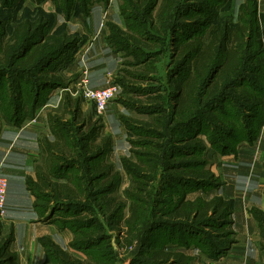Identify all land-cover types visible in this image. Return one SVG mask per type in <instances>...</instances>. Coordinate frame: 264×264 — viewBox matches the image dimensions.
I'll return each instance as SVG.
<instances>
[{
    "label": "trees",
    "instance_id": "1",
    "mask_svg": "<svg viewBox=\"0 0 264 264\" xmlns=\"http://www.w3.org/2000/svg\"><path fill=\"white\" fill-rule=\"evenodd\" d=\"M33 1L35 7L26 5L23 10L28 14H0V78H9L5 84L0 82V118L16 126L47 100L45 90L67 87L61 72L81 40L65 27L58 26L50 32L54 14L42 10L39 4L43 0ZM51 1L56 14L68 20L76 13L89 14L95 1L106 5L109 0ZM119 1L125 28L108 22L107 38L113 51L132 58V62H125L127 65L151 61L162 43L155 35L165 37L172 73L168 80L171 90L165 98L170 104L171 122L185 127L180 137L183 145L174 152L168 148L160 154L166 160L176 156V160H165L166 178L154 185L153 174L161 157L148 147L153 146L152 139L166 137L157 132L169 126L164 118L166 108L158 95L147 97L149 105H154L145 109L139 100L129 96L128 105L143 109L148 118L119 117L125 130L139 137L130 140L138 147L132 148L133 158L120 160L130 181V189L122 198L117 193L121 174L106 160L112 139L102 134L101 118L93 110H82L80 95L65 92L61 112L48 114L52 139H39L42 155L34 165L35 177L27 178L26 184L34 195L33 207L39 219L59 229H70L74 238L69 247L87 251L88 257L78 258L50 238L41 237L44 264H115L116 256L108 247L110 236L99 226L117 233L123 228L122 240L127 245L144 229L138 258L132 264H197L194 256L172 250L174 246L196 247L215 259L232 239V204L220 195L187 197L192 189L222 184L205 167L209 147L198 134L203 128L210 131L214 123L220 142L210 136L208 142L219 155L235 153L241 140L251 143L257 137L264 123V10H260L257 0H243L235 20L221 15L228 10L230 0ZM0 10L12 12L15 0H0ZM143 23L148 25L146 32L142 30ZM121 72L120 69L118 74ZM151 72L152 68L144 67L133 76L145 79ZM130 89L125 88V92ZM226 104L230 110L224 109ZM203 113L210 116L209 122ZM167 183L169 188H181L174 202L169 188L165 198H158ZM93 210L105 224L95 226L98 222L90 221L89 212ZM57 211H70L75 218L55 219ZM249 212L257 222L259 247L264 254V211L251 207ZM159 219L162 224L152 226ZM159 227L166 229L161 240L154 232ZM200 229L210 230L216 241L208 240L204 246L196 232ZM13 240V228L5 233L0 222V264H18V254L11 249ZM105 241L107 249L95 248ZM90 251L93 252L89 254Z\"/></svg>",
    "mask_w": 264,
    "mask_h": 264
},
{
    "label": "crops",
    "instance_id": "2",
    "mask_svg": "<svg viewBox=\"0 0 264 264\" xmlns=\"http://www.w3.org/2000/svg\"><path fill=\"white\" fill-rule=\"evenodd\" d=\"M242 1L230 0L229 11L222 13L235 15ZM49 2L51 4L46 10L54 14V25L64 23L69 33H77L81 38L70 63L62 72L63 77L70 76L66 78L67 81L70 80V85L85 77L87 86L92 89L108 86L121 67L120 52L113 51L107 38L108 22L125 28L119 10L120 1L109 0L106 5L95 1L89 14L76 13L68 20L56 14L52 1ZM25 3L30 5L32 2ZM43 3L46 2L41 3L42 7ZM261 3L259 7L263 11L264 5ZM61 90L60 87L53 89L47 95V100L36 107L33 115L27 117L20 125L2 122L0 127V166L7 181L4 202L6 216L2 222L13 225L14 240L11 249L18 254V264H44L45 253L39 243L41 237L50 238L62 248L72 239V233L68 229L60 230L54 223L39 219L33 207L34 195L26 184L27 178L35 177L34 165L42 155L39 139H52L47 117L48 114L61 112L64 98ZM108 108L109 106L103 112L105 127L109 129L106 131L112 139V150L108 157L119 170L122 167L120 160L114 158V150L117 148V139H124L127 133L116 115L107 114ZM125 140H122L123 147L127 145ZM127 149L128 146L121 149V153H125ZM210 157L214 158L212 161L215 164L209 167L211 166V171L222 184L208 197L220 195L231 202L232 239L224 247L223 253L215 259L199 254L196 247L174 246L172 250H181L194 256L197 264H264V254L259 247V228L249 212L251 207L264 211V123L253 142L240 143L235 153H211Z\"/></svg>",
    "mask_w": 264,
    "mask_h": 264
},
{
    "label": "rangeland",
    "instance_id": "3",
    "mask_svg": "<svg viewBox=\"0 0 264 264\" xmlns=\"http://www.w3.org/2000/svg\"><path fill=\"white\" fill-rule=\"evenodd\" d=\"M25 1H28V2H32L30 3V5H28L27 3H25ZM46 2V3H43V6H41V3L42 2ZM39 6L42 8V10L46 13H50L48 12L46 9H48V7L50 6L51 2H49V0H43ZM48 1V2H47ZM51 1V0H50ZM262 2V0H260ZM22 2L21 4V8H19V5L20 3ZM35 1L33 0H15V10H13L12 12H5V11H1L0 10V14H4L7 15V16H10V17H13V16H17L19 17V15L22 13V12H25V14H28V11H23L24 8H26V5L28 6V8H33L35 7L37 4L36 2L34 3ZM258 4H260L261 2L257 1ZM262 5H264L263 3H261ZM19 8V9H18ZM260 8V7H259ZM226 11H229V8L228 10ZM223 12V11H222ZM13 14V16L11 15ZM225 15H229L232 17V19H237L238 17V12L233 15L232 13H228V14H223L222 13V16H225ZM65 27V29L68 31V27H66V24L64 23H61L59 25H54L53 24V27L50 28V32L52 31H55L57 27ZM137 27H139V25H134V28L136 29ZM142 27V30L146 32L147 30H149L148 28V25L147 23H143V25L141 26ZM58 29V28H57ZM70 34H77V33H70ZM78 35V34H77ZM158 37V41H161L162 40V43L160 44V46L156 47L155 49V57L151 60V61H148V62H144V63H141V64H131V65H127L125 62H132V58L131 57H124L123 55V52H120V56H121V67L120 69L122 70V72L120 74L119 73V70L116 72V75L114 76L113 80L115 82H117L121 88H122V92L119 96H117L115 99L111 100L108 102L107 106H109L108 108V111L107 114H111V115H116V117L119 119L120 116H131V117H134V118H138V119H146L148 118V115L145 114L143 111V109L141 110H138L136 109L134 106L135 105H128V97L130 96L131 98H133L134 100H139L141 102V105H143L144 109L147 107V108H150L151 106H153L154 104H151L149 105V102H148V99L147 97L150 96V94H152L153 96H159L161 98V100H163V106L165 105V113H164V118H165V123H169V126H165V128L163 130H159L157 132H160L161 135H164L166 137H164L163 139L162 138H158V139H152V143H153V146L151 147H148V149L152 150V151H156V153L160 156V154H164V151L166 149L169 148V151L170 152H174L175 151V148L178 149L180 148L183 144L180 142L181 139L180 137L185 133V127H180V126H177L176 123H172L171 120H170V117L168 116V109L170 107V104L167 102V99L165 98L167 96V94H169L171 88L169 86V83H168V80H169V77H170V69H169V64L171 63V55H170V52H169V47L166 45V43L164 42V39L165 38L164 36H158V35H155ZM138 50V49H137ZM145 51V50H144ZM144 67L146 68H152L153 72L149 73L146 75L145 79H137L135 78L133 75L138 73V72H141ZM63 72V71H62ZM61 72L62 76L63 73ZM131 73L130 75H127L126 73ZM66 77V76H65ZM70 77V76H69ZM69 77H66V78H69ZM65 78V79H66ZM7 80H9L8 77L6 78H0V82L2 84H5V82H7ZM67 80V79H66ZM120 80V81H119ZM70 80L68 81V85L66 88H62L61 92L64 93L65 92H70L73 96L75 95H80L81 96V89H80V86H79V82L77 83H73V85H70ZM61 88V87H60ZM125 88L126 89H129V88H132L129 90V92H125ZM53 89L51 90H45L43 92L44 95H49V93L52 91ZM155 92V94H154ZM149 98V97H148ZM81 107H82V110L83 111H89V110H93L95 112V116H99L101 118L100 120V123L102 124V134L103 135H108L111 137L110 134L107 133L106 130H109L105 127V123H104V113L103 114H98L96 112V110L94 109V104L92 101L88 100V99H83V97L81 96ZM121 100H124L126 101L127 104L121 102ZM155 106H158L161 108V105L160 104H157ZM142 107V108H143ZM224 109H227V110H230V106L229 105H224ZM205 114V113H203ZM206 116L205 119L207 118L208 122L209 120L211 119L210 116H208L207 114H205ZM220 118H223L220 116ZM120 121V120H119ZM2 122H5L2 118H0V124ZM171 122V124H170ZM210 124L211 121H210ZM124 130H125V127L123 126ZM195 128V127H194ZM215 127L214 126V123L212 124V128L210 131L206 130L205 128H203L202 130H200L199 134H198V138H201L204 140L205 144L207 145V147H209V150L208 152L206 153V159H207V164H206V169L207 168H211L212 164H215L212 160H214V158L211 159L210 157V154H217L213 151V148H210V143L208 142V136L212 137L213 141H217V142H220V139H219V136L216 132H219V131H216L215 130ZM197 129V128H196ZM127 133L126 137H120L118 138L117 140V144H116V149L114 150V158H118L119 160H121L122 157H127L128 159H132L133 158V153L131 152L132 151V148H136L138 149V147L132 145L130 143V140H137L139 137L137 135H133V134H129L127 131H125ZM115 137H117L115 134H114ZM126 139V140H125ZM151 139V138H150ZM122 140H125L124 143L126 144L127 142V145H125L123 147V141ZM240 142H243V140H241ZM238 142V143H240ZM245 142V141H244ZM128 146V149L125 150V153H121L123 148H126ZM157 147V148H156ZM168 156L169 155V152L167 153ZM160 160L158 162V167H157V170L156 172L153 174L154 178H155V181L153 182L154 185L158 186L160 185V182L162 183V180L163 178H166L164 177V162H165V158L160 156ZM113 160V158H111ZM106 160L110 163H112L115 167V170H118V168H116L115 166V163H113L108 155L106 157ZM174 160H176V156L173 157L172 159H167L166 161H170V162H174ZM120 164V163H119ZM209 165H211L209 167ZM211 170V169H210ZM121 174V184L118 186V190H117V193L118 195H120L122 198L125 197V191L127 189H130V181H129V177L126 175V173L123 171V169H119L118 170ZM173 182H171L170 184H172ZM169 183H167L166 185L163 186V191L159 192V195H158V198L160 199H163L167 196V193L169 192V190H167L169 188L168 186ZM177 186V185H176ZM159 189V188H158ZM172 190V193H171V197H172V200L173 202L177 199L178 197V194L180 191H178V189H181L179 187H175V189H172L171 187L169 188ZM215 188H209V187H202V188H198V190L196 189H192V191H189L188 194H187V197L188 198H193L197 195H205V196H209L211 193H213V190ZM162 190V189H161ZM162 205L159 207L161 208ZM165 208V207H163ZM87 215L88 214H85V213H82L81 216H84V215ZM89 216H91V220L90 221H93L94 223L95 222H98L95 224V226H98V224H105L104 221L100 218L101 221H99V217L100 215H97V213L94 212V210L91 212H89ZM5 211H4V214L2 217H0V222H1V225H2V230L3 232H8V230L12 227L13 228V225L12 224H4L2 222V220H4V217H5ZM71 216H73L72 213H70V211H57L55 212V219L56 218H59V219H69ZM88 216V217H89ZM71 218H75V217H71ZM90 218V217H89ZM159 218V217H158ZM159 221V222H158ZM154 224H162V221L159 219V220H156L154 221V223H152V226H154ZM163 224H165V226L167 227H170V224H168L167 222H164ZM56 225V224H55ZM57 226V225H56ZM102 231L103 230H106V234L109 235V243L110 245L108 246L109 247V251L113 252L114 255L116 256V261H115V264H132V261L135 259V258H138L137 257V254L139 253V249H141V246H142V243H141V237L143 235V231L144 229L142 230H139L136 238L132 239L131 242H129L127 245L126 242H123V236L122 234L124 233V229L122 228V231L120 233H117L115 229H110L108 227H106L105 229H103L101 226H99ZM58 228V227H57ZM108 228V229H107ZM144 228V227H143ZM65 229H68V228H65ZM170 229V228H169ZM179 229V228H178ZM62 230V229H60ZM71 233H72V239L74 238V233L68 229ZM155 231L154 232H157V235L159 237V239L161 240L163 237H164V234H165V228L164 227H159L157 229H154ZM180 230V229H179ZM14 231V229H13ZM196 232H198L199 236L203 238V240L201 241L202 244L204 245L207 241V244L209 243L208 240H212L213 242L216 241L214 239V233H212L210 230H207V229H200V230H196ZM185 235H187V232L184 233ZM122 236V238H121ZM220 236V235H219ZM71 239V240H72ZM125 240V239H124ZM70 243V242H69ZM69 243L67 244V246H65L64 249H67L68 251H71L72 254L78 258H81V259H86L88 257V253L87 251H84V250H75V249H72L69 247ZM205 246V245H204ZM99 247V250L101 251L102 248H105L107 249L108 247L106 246V241L105 242H101L99 243L98 246H96L95 248ZM93 251H90V253H92ZM203 252L205 251H202L201 249L199 250V254H204ZM205 255V254H204ZM140 259H142L143 261H145L143 258V256H140L139 257ZM137 260V259H136ZM201 262V260L199 259V263ZM202 264V263H200Z\"/></svg>",
    "mask_w": 264,
    "mask_h": 264
},
{
    "label": "built area",
    "instance_id": "4",
    "mask_svg": "<svg viewBox=\"0 0 264 264\" xmlns=\"http://www.w3.org/2000/svg\"><path fill=\"white\" fill-rule=\"evenodd\" d=\"M83 72L85 73V70ZM78 82L81 89V96L83 97V99H88L93 102L94 109L98 114H103L108 102L115 99L122 92L121 86L114 80H112L108 86L102 89H92L88 87L85 77L80 79ZM6 187L7 181L5 176L1 172L0 166V217L4 213Z\"/></svg>",
    "mask_w": 264,
    "mask_h": 264
}]
</instances>
